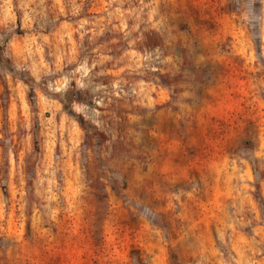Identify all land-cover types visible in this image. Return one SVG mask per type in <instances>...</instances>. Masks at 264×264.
<instances>
[{
    "label": "rangeland",
    "instance_id": "obj_1",
    "mask_svg": "<svg viewBox=\"0 0 264 264\" xmlns=\"http://www.w3.org/2000/svg\"><path fill=\"white\" fill-rule=\"evenodd\" d=\"M0 264H264V0H0Z\"/></svg>",
    "mask_w": 264,
    "mask_h": 264
}]
</instances>
